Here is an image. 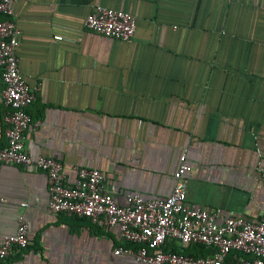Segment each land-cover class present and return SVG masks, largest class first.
<instances>
[{
  "label": "crops",
  "instance_id": "crops-1",
  "mask_svg": "<svg viewBox=\"0 0 264 264\" xmlns=\"http://www.w3.org/2000/svg\"><path fill=\"white\" fill-rule=\"evenodd\" d=\"M99 5L135 17L131 41L85 27ZM13 20L20 72L39 88L30 155L60 161L69 185L80 168L102 170L120 205L168 197L185 155L188 203L264 221V0H17ZM48 185L39 170L1 167L0 232L23 217L30 240L1 264H144L114 254L135 248L117 227L49 210Z\"/></svg>",
  "mask_w": 264,
  "mask_h": 264
},
{
  "label": "built area",
  "instance_id": "built-area-1",
  "mask_svg": "<svg viewBox=\"0 0 264 264\" xmlns=\"http://www.w3.org/2000/svg\"><path fill=\"white\" fill-rule=\"evenodd\" d=\"M17 0H0V117L5 125L6 146L0 148V169L4 165L32 168L43 172L49 181L48 208L59 214L88 219L100 228L119 229L124 242L135 248L118 247L115 255L131 256L144 264H264V221L222 217L218 211L190 204L186 200L184 177L192 171L187 158H179L174 173L175 185L164 199L146 200L138 194L126 196L124 205L105 189L106 177L97 168H80L75 184L65 181L63 164L49 157H33L25 150L26 132L33 123L28 112L36 100L38 86L30 85L19 69L17 49L19 30L13 20ZM85 27L101 36L129 42L136 30L135 17L123 11L96 6L87 15ZM62 41L61 36H55ZM264 179V171L262 172ZM4 200L0 197V210ZM202 245L211 250L204 257L180 255L165 249L167 243ZM30 245L28 226L19 217L15 234L0 232V264L14 248ZM233 253L227 262L228 255Z\"/></svg>",
  "mask_w": 264,
  "mask_h": 264
},
{
  "label": "trees",
  "instance_id": "trees-1",
  "mask_svg": "<svg viewBox=\"0 0 264 264\" xmlns=\"http://www.w3.org/2000/svg\"><path fill=\"white\" fill-rule=\"evenodd\" d=\"M2 87L3 86H2V83L0 80V91H1ZM186 248H188V250H184V251H186V253L183 251L177 250L175 248H172L169 250L166 249V250L175 252V253L180 254V255L191 256V257H195V258L207 256L209 253L208 251H206L207 248H205L202 245H188V246H186Z\"/></svg>",
  "mask_w": 264,
  "mask_h": 264
}]
</instances>
